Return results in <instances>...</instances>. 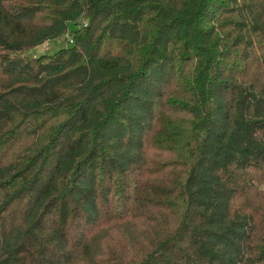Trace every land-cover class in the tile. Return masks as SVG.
<instances>
[{
	"label": "trees",
	"instance_id": "obj_1",
	"mask_svg": "<svg viewBox=\"0 0 264 264\" xmlns=\"http://www.w3.org/2000/svg\"><path fill=\"white\" fill-rule=\"evenodd\" d=\"M0 264H264V0H0Z\"/></svg>",
	"mask_w": 264,
	"mask_h": 264
},
{
	"label": "rangeland",
	"instance_id": "obj_2",
	"mask_svg": "<svg viewBox=\"0 0 264 264\" xmlns=\"http://www.w3.org/2000/svg\"><path fill=\"white\" fill-rule=\"evenodd\" d=\"M64 43H66V45H72L71 43L68 44L67 42H64L62 40L58 42H46L41 47L37 48L34 53L37 56L43 54H53L54 52L58 51Z\"/></svg>",
	"mask_w": 264,
	"mask_h": 264
},
{
	"label": "built area",
	"instance_id": "obj_3",
	"mask_svg": "<svg viewBox=\"0 0 264 264\" xmlns=\"http://www.w3.org/2000/svg\"><path fill=\"white\" fill-rule=\"evenodd\" d=\"M69 40H70V38H69Z\"/></svg>",
	"mask_w": 264,
	"mask_h": 264
}]
</instances>
